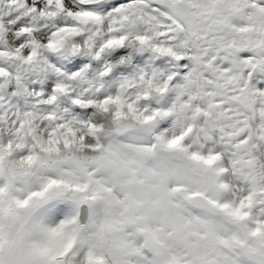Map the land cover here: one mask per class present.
I'll list each match as a JSON object with an SVG mask.
<instances>
[{
    "label": "snow or ice",
    "instance_id": "1",
    "mask_svg": "<svg viewBox=\"0 0 264 264\" xmlns=\"http://www.w3.org/2000/svg\"><path fill=\"white\" fill-rule=\"evenodd\" d=\"M0 264H264V0H0Z\"/></svg>",
    "mask_w": 264,
    "mask_h": 264
}]
</instances>
